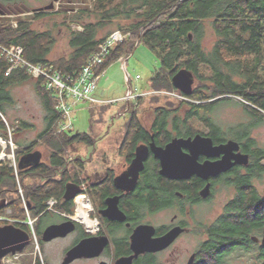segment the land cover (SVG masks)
<instances>
[{"label":"flooded vegetation","instance_id":"flooded-vegetation-1","mask_svg":"<svg viewBox=\"0 0 264 264\" xmlns=\"http://www.w3.org/2000/svg\"><path fill=\"white\" fill-rule=\"evenodd\" d=\"M142 100L129 102L127 124L139 122L143 129L127 127L105 138L115 155L93 158L107 151L102 149L87 159H67V153L64 167L41 159L38 166L23 169L21 186L0 191V201H6L0 229L14 228L9 242H0V264H264V145L252 136L257 127L229 131L216 124L218 130L211 131L204 123L207 131H171L170 117V131H163L155 125L165 110L184 115L191 104L168 98V105L152 107L151 116L142 117L137 111ZM63 133L68 132L56 131ZM198 135L214 147L239 145L205 150L197 155L198 164L234 163L239 154L248 155L249 164H235L216 176L162 175L153 146L166 148ZM145 149L142 166L137 157Z\"/></svg>","mask_w":264,"mask_h":264},{"label":"trees","instance_id":"trees-1","mask_svg":"<svg viewBox=\"0 0 264 264\" xmlns=\"http://www.w3.org/2000/svg\"><path fill=\"white\" fill-rule=\"evenodd\" d=\"M16 1L0 0V45L22 47L24 58L33 64H48L65 74L78 75L108 36L100 38L101 29L123 18L131 21L119 30L129 33L130 37L112 50L98 73H104L110 64L128 57L140 45L153 52L163 67L152 77L155 85L174 88L172 78L179 70L193 72L199 86L189 95L176 89L178 95L186 98L177 100L187 102L184 104H191V107L183 109L184 115H179L176 109L165 110L155 125L159 130L170 131L167 119L171 117V131H194L188 129L194 119L205 123L211 131H217L211 113L220 102H228L232 97L243 98L254 119L244 129L239 127L238 131L254 128L263 120L260 116L264 117V0H94L91 10L80 9L73 14L65 12V19L79 23L83 30L71 29L69 44L72 52L68 57L56 60L50 58L57 43L55 30L33 28L34 21L52 13L23 7L9 8L14 7ZM11 16L17 17V26ZM93 17L98 21H89ZM208 24L215 38L211 50L203 44ZM9 68L10 64L0 50V134L5 140L9 139V131L17 134L24 128L33 127L25 121L16 125L8 120L7 108L14 104L11 89L33 79L22 69L7 76ZM36 87L43 99L48 125L38 140H44L49 146V158L55 165L64 167L67 147L75 143L90 144L93 139L85 133L56 134L55 126L60 118L56 102L41 79L36 80ZM127 127L128 131L143 129L135 121ZM37 142L25 149L19 148L15 154L18 164ZM46 168L43 166L44 173ZM18 174L22 179L27 173L20 169ZM0 177V191L18 188L14 168L9 164L0 167Z\"/></svg>","mask_w":264,"mask_h":264},{"label":"rangeland","instance_id":"rangeland-1","mask_svg":"<svg viewBox=\"0 0 264 264\" xmlns=\"http://www.w3.org/2000/svg\"><path fill=\"white\" fill-rule=\"evenodd\" d=\"M53 2L54 0H17L14 3V7L9 6V8L23 7L35 11ZM93 2L94 0H59L55 3L54 9L45 11L52 13L51 15H47L45 18L33 22V28L39 31L55 30L57 43L50 55L51 60L68 57L72 52L69 44L71 29L73 31L83 30L79 23H72L66 20L65 12L73 14L80 9L91 10ZM1 19L2 17H0ZM10 19L13 20L16 26L17 17L11 16ZM89 21L95 22L98 19L93 17ZM130 21L123 18L114 20L110 25L101 29L99 37L104 38L110 32L119 30L121 26L127 27ZM214 42L213 31L208 24L207 35L203 43L204 47L207 50H211ZM125 59L127 60L126 69L121 59L106 68V71L100 77L101 81L98 82L96 91L93 93V96L97 100L108 102L107 104L94 105L90 102H79L77 105H72L71 114L74 126L68 132L73 134L85 133L96 141L95 144H77L74 148L68 149L66 152V154L68 153L66 156L67 159L76 155H81L84 159H87L102 149L107 151H102L97 157L93 156V158H103L107 152H109L110 156L115 155V148H110L111 143H107L109 146H106L105 138L108 135H114L116 131H127V123L130 119L129 102L131 103L130 105L134 104V100H127L131 89L135 95H142L146 99L137 105V111L142 117L151 116L150 111L152 107L168 105L165 104L168 98H177L175 96L178 95L176 93L178 91L173 87H161L154 84L152 80L153 72L160 71L163 67L160 60L146 46H138ZM126 76H128L129 81ZM137 76L140 78L137 79ZM198 86L199 82L196 78L194 89ZM11 93L14 98V104L12 107L7 108L8 120L11 124L16 125L25 121L33 127L24 128L23 131L17 134H12V131H9L8 140H5L0 134V158L3 153L5 154V160L2 163L5 165L9 164L13 167V161L9 159V156H13L16 160L15 154L19 148L25 149L33 145L35 141H38L35 150L42 152V160L47 162L50 156L49 146L44 144V140H38L39 136L48 126L46 121L47 112L42 96L37 90L36 80L32 79L21 85L14 86L11 89ZM150 97H154V99ZM246 103L243 98L236 97H232L228 102H221L215 106L211 113L212 119L225 130H239V127L244 129L254 121L248 112ZM260 118L263 120L256 126L257 128L253 129L252 136L258 143L264 145V117L260 116ZM204 125V123L197 119L189 123V127L194 131H207ZM56 128L57 126H55V131H57ZM15 176L19 185L21 182L19 174L16 172ZM257 185L260 189L263 187L262 183ZM19 188L22 189V187ZM236 264L249 263L241 260Z\"/></svg>","mask_w":264,"mask_h":264},{"label":"built area","instance_id":"built-area-1","mask_svg":"<svg viewBox=\"0 0 264 264\" xmlns=\"http://www.w3.org/2000/svg\"><path fill=\"white\" fill-rule=\"evenodd\" d=\"M129 37V33H125L121 30L112 32L98 45V48L89 57L87 64L76 76L65 74L60 70L54 69L53 66L48 64L36 65L29 62L23 56L24 50L22 47H5L0 45V50L2 56H4L10 64V68L6 73L7 76L16 69H22L25 70L34 80L41 79L43 81L45 89L53 96L56 102V109L60 113L56 129L59 132H68V130L74 126L71 114L72 105H77L79 102H90L94 105L108 103L97 100L93 96V93L97 89L99 79L101 75L104 74L98 73V70L107 60L112 50L117 45L124 43ZM120 59L126 69L127 60L125 57ZM126 77L129 81L128 76ZM139 78L140 77L137 76V79ZM140 97L143 96L138 94L135 95L131 89L127 96V100H137ZM175 97L181 100L186 99L181 95H176ZM58 125L60 126L58 127ZM4 158L5 154L3 153L0 158V163L5 160ZM9 159L13 161L15 173H18V165L15 158L13 156H9ZM92 226L94 228L96 227V221L92 222Z\"/></svg>","mask_w":264,"mask_h":264},{"label":"water","instance_id":"water-1","mask_svg":"<svg viewBox=\"0 0 264 264\" xmlns=\"http://www.w3.org/2000/svg\"><path fill=\"white\" fill-rule=\"evenodd\" d=\"M11 1V0H3ZM59 0H54L50 5L36 9L35 11H49L54 9L55 3ZM191 37V36H190ZM172 84L175 89L182 92L185 95H189L194 90L195 75L193 72L187 69L179 70L172 78ZM206 143V145H205ZM235 146L236 149L239 148L237 142L231 141L227 146L214 147L212 140L209 138H203L201 135L196 136L195 140L192 139H176L166 148H158L153 146V151L156 156L161 160L162 168L160 173L164 176L170 178H184L191 175L198 176H216L222 172L228 171L235 164L248 165L250 160L248 155L239 154L235 157L236 161L232 163L229 159L216 164L206 163L200 165L196 162V157L198 154L205 152V150L212 149L214 151H220L222 149L230 148ZM183 148H188L191 151L190 155L184 153ZM147 149L139 150L137 160L142 164L146 157ZM42 159V153L39 151L28 153L24 155L19 161V168L21 170L29 166H38ZM1 178V177H0ZM6 201H0V209L5 207ZM11 226L0 229V242L8 243L9 236L7 234L10 232ZM55 229V228H51ZM264 245V236L262 239Z\"/></svg>","mask_w":264,"mask_h":264},{"label":"crops","instance_id":"crops-1","mask_svg":"<svg viewBox=\"0 0 264 264\" xmlns=\"http://www.w3.org/2000/svg\"><path fill=\"white\" fill-rule=\"evenodd\" d=\"M157 72V71H156ZM156 72H153V75L156 73ZM153 77V76H152ZM101 81V79H99V82Z\"/></svg>","mask_w":264,"mask_h":264}]
</instances>
